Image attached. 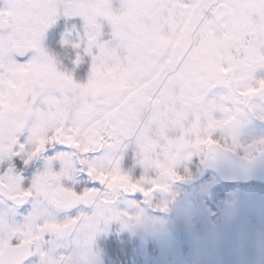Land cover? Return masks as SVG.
I'll return each mask as SVG.
<instances>
[{
    "label": "snow or ice",
    "instance_id": "1",
    "mask_svg": "<svg viewBox=\"0 0 264 264\" xmlns=\"http://www.w3.org/2000/svg\"><path fill=\"white\" fill-rule=\"evenodd\" d=\"M249 113L264 0H0V264H85L122 196L185 179L189 149L245 147Z\"/></svg>",
    "mask_w": 264,
    "mask_h": 264
},
{
    "label": "rangeland",
    "instance_id": "2",
    "mask_svg": "<svg viewBox=\"0 0 264 264\" xmlns=\"http://www.w3.org/2000/svg\"><path fill=\"white\" fill-rule=\"evenodd\" d=\"M233 135L245 146L235 153L255 155L259 146L254 142L264 138V119L247 114L239 126L229 130V136ZM203 157L204 153L189 149L178 161L177 171L185 178L197 176ZM122 167L135 179L144 175L131 152L125 155ZM176 181L168 180V190L156 189L151 198L141 192H136L137 199L122 196L116 207L128 217L103 226L83 257L85 264H105L97 249L115 232L136 240L133 243L140 257L136 264H247V254L260 256L264 264V188L225 185L214 175L191 189ZM163 202H167V210L158 207Z\"/></svg>",
    "mask_w": 264,
    "mask_h": 264
},
{
    "label": "water",
    "instance_id": "3",
    "mask_svg": "<svg viewBox=\"0 0 264 264\" xmlns=\"http://www.w3.org/2000/svg\"><path fill=\"white\" fill-rule=\"evenodd\" d=\"M200 172L193 178L177 180V184L191 189L200 184L208 175H214L219 182L230 186L256 185L264 187V154L259 151L247 158L234 151L216 149L204 154L199 164ZM247 264H263L262 258L247 254Z\"/></svg>",
    "mask_w": 264,
    "mask_h": 264
},
{
    "label": "trees",
    "instance_id": "4",
    "mask_svg": "<svg viewBox=\"0 0 264 264\" xmlns=\"http://www.w3.org/2000/svg\"><path fill=\"white\" fill-rule=\"evenodd\" d=\"M140 196L137 193L129 194L128 198L137 199ZM138 240V236H136ZM132 240V241H131ZM136 240L129 239L126 235H113L107 238L102 243V247L99 246L97 250L99 255L105 264H136L135 260L140 261L137 251L134 247Z\"/></svg>",
    "mask_w": 264,
    "mask_h": 264
},
{
    "label": "flooded vegetation",
    "instance_id": "5",
    "mask_svg": "<svg viewBox=\"0 0 264 264\" xmlns=\"http://www.w3.org/2000/svg\"><path fill=\"white\" fill-rule=\"evenodd\" d=\"M239 252V250H237Z\"/></svg>",
    "mask_w": 264,
    "mask_h": 264
}]
</instances>
